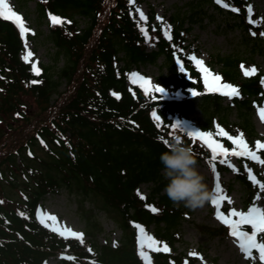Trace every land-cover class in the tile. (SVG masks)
I'll return each mask as SVG.
<instances>
[{
	"label": "trees",
	"instance_id": "1",
	"mask_svg": "<svg viewBox=\"0 0 264 264\" xmlns=\"http://www.w3.org/2000/svg\"><path fill=\"white\" fill-rule=\"evenodd\" d=\"M224 1L231 8L213 0H187L186 8L174 10L168 25L161 27L153 23V9L148 20H135L134 2L129 0H35L39 20L50 18L49 12L62 18L58 23L50 18L46 39L54 56L52 63H39V71L20 59L22 37L11 21L0 17V177L15 176L17 171L27 181L32 179V184L23 183L17 199L0 186V264H46L56 255H60L59 264H146L139 255L136 223L146 231L153 226L156 240L166 242L171 249L164 252L161 243V250L155 251L145 244L150 264H197L196 256L178 251L176 245L182 241L187 208L175 204L164 191L167 181L159 157L167 145L159 137L171 142L180 134L197 161L208 160V152L198 140L189 138L180 126L171 127L177 124L173 119L178 103L198 104L207 118L204 129L217 117L230 131V108L223 106L221 95L205 88L200 71L185 52L183 34L196 20L207 17L216 21L222 16L224 27L238 30L239 40L251 54L264 55L263 28L246 19L247 1ZM145 26L148 38L141 31ZM160 57V65L167 71L160 80L164 91L157 93L150 86L146 92L142 84L129 82L132 68L155 64ZM216 60L222 79L235 82L240 90V96L233 97L240 119L237 131L253 132L252 103L264 97V74L243 76L240 66L244 59L238 55H217ZM62 83L64 88L60 89ZM29 97L37 106L33 114L24 112L33 104ZM154 111L159 121L152 115ZM211 132L225 147H232L216 128ZM36 143L50 157L45 171L23 158L17 162L23 150ZM258 154L264 159V150ZM238 169L236 179L250 200L255 187L242 164ZM8 183L15 186L10 180ZM141 183H150L146 195L137 190ZM61 187L76 189L84 198H99L100 207L121 229L119 244L97 243L92 229L96 222L88 221L83 243L79 237L62 236L40 225L37 203ZM148 204L160 211L152 212ZM206 232L221 235L227 230L220 226Z\"/></svg>",
	"mask_w": 264,
	"mask_h": 264
},
{
	"label": "rangeland",
	"instance_id": "2",
	"mask_svg": "<svg viewBox=\"0 0 264 264\" xmlns=\"http://www.w3.org/2000/svg\"><path fill=\"white\" fill-rule=\"evenodd\" d=\"M186 1L187 0H136L134 18L135 20H142L137 9L142 10L146 16H148L149 11L153 9V23L165 27L168 24V17L170 14L179 8L182 10ZM247 1L248 5L252 6V11H248V13L252 15V20H256L264 28V0ZM8 3L13 6L15 11L21 13L26 27H30L33 30L22 37L24 43L19 53L20 58L25 63L32 66H37L39 63H52L54 48L51 42L46 39V35L49 31L50 19L45 18L42 21L38 19L35 10V0H8ZM157 17H163L164 19L159 20ZM224 23L225 20L222 16H217L216 21H208L207 17L194 21L190 29L184 32V36L186 37L185 44L187 45L185 51L188 53L189 57L191 58V56L195 55L197 59L202 60L203 67L210 69V75L212 73H217L221 76V65L220 62L216 60L217 55L222 57L227 55H238L241 59H244L242 64L245 68L250 69L252 66H255L257 69L256 72L260 71L264 74V55L259 52L251 54L248 50L249 48L239 40L238 30H230L228 27H224ZM79 24L80 26L85 24L84 19L81 17ZM25 44H27V48ZM29 49L32 51L33 56L25 60L24 56ZM192 61L201 70V65H197L194 60ZM161 62L162 58L160 57L155 64H142L137 68H133L131 73L137 72L141 76L147 77L151 82L149 85H160V80L167 76L166 68L160 65ZM61 63L62 61L59 62V64ZM241 70L244 73L242 68ZM128 79L130 82L134 83L130 75ZM137 82L143 81L137 78ZM59 88L63 89L64 83H62ZM27 99L33 102V104L31 106H26L24 112L27 114V112L32 111L31 114H33L37 111L36 103L30 97ZM222 104L230 108L227 114V120L232 127L231 131H235L236 124L240 123V119L237 115L238 108L234 106L229 96L223 97ZM255 104L256 103L252 104L253 110L251 111V121L254 127L253 132L249 130L240 132L243 133L246 141H249V138L253 136L254 144L257 140L263 141L264 138V120L260 118L258 111L260 107H264V97L260 104ZM174 121L187 133L188 130L195 128L203 130L202 126L206 124L207 118L198 104L185 106L178 103L174 109ZM213 126H216V124L213 123ZM21 158H23L25 163L41 171H45L47 168L45 162H50V157L38 143L34 144L30 150L24 149L22 156L17 158V162H19ZM240 158L243 159L241 161L247 169L251 168L252 171L254 170L260 176V178H256V182L252 180L257 189L249 202L247 199V192H244L242 185L236 181L235 170H233L230 163H221L219 158L215 161H211L215 163L216 172L219 173V176H216L212 172L211 162L209 164L198 162V167L204 175L212 195H226L231 198L230 202H221V208L226 210V215H230L229 210L232 207H235L238 211H247L249 206L253 203L264 208V195H262L264 194V188H261L259 183L264 182V164H260L258 161L248 156L236 157L231 153L228 156V160L235 164L236 167L238 166ZM15 173V176L12 177L8 174H6L5 177L3 176V178L0 177V186L5 194L17 199L21 198L23 183L32 184V179L30 177L27 181L24 174L17 171ZM9 180L12 181L15 186L10 185L8 183ZM217 181H219L221 185V193L213 192V188ZM149 188L150 183H142L138 190L140 193L146 194ZM212 195L201 207L192 209L185 206L187 208V214L181 227L182 241L176 244L178 251L200 253V256H196L197 264H256L258 262V257L256 256L258 252L254 250L252 258L245 257L240 249L237 237L233 235H211L209 232H206L208 228H215L223 224L215 215L216 206L211 203ZM181 203L184 205L183 202ZM100 205L101 200L95 196L84 198L76 189L70 190L69 188L61 187L53 192L45 194L38 202V220L40 224L47 226V224L51 223L48 217V213H51L57 216L56 227L61 230L59 233L63 232L65 227H67L71 228L73 231L83 232L84 234L87 230L88 221L96 222L95 227L92 229H94L93 231L97 243L117 245L121 239V229L111 217L110 213L101 208ZM40 217L45 218L44 223H41ZM203 227L206 230L203 229ZM150 230H154L153 226L150 227ZM64 234L68 233L64 232ZM148 234L152 236V231L150 233L148 232ZM201 256L203 259L200 258ZM46 264H59V255L50 257Z\"/></svg>",
	"mask_w": 264,
	"mask_h": 264
},
{
	"label": "snow or ice",
	"instance_id": "3",
	"mask_svg": "<svg viewBox=\"0 0 264 264\" xmlns=\"http://www.w3.org/2000/svg\"><path fill=\"white\" fill-rule=\"evenodd\" d=\"M134 0H129V3H133ZM217 4H223L224 0H216ZM230 6V5H226ZM248 11H252V6H247ZM139 11V16L142 18V20H148V17L145 15V13L142 10L137 9ZM234 11L239 12L240 8H235ZM49 17L51 18L53 23L62 22V18L56 15H53L51 12L48 13ZM0 17L6 18L9 21H14L16 25L19 27V32L21 37H24L26 33L33 31L30 27H26L24 18L22 17L21 13L18 11H15L13 9V6L8 3V0H0ZM159 20H163V17H157ZM251 19V18H250ZM251 23L255 24L257 23L256 20H251ZM170 27V26H168ZM141 31L144 33L145 38H148V29L147 26L142 27ZM255 34V33H253ZM165 35H169L167 31H165ZM260 35H264V32L260 33ZM25 47L27 48V44H25ZM33 56L32 51L29 49L27 51V54L24 56L25 60H28L29 57ZM191 59L196 62L197 65H201V71L204 73V84L209 91L214 92H222L225 93V95L230 97H235L240 95V90L237 86L231 84L222 82V78L217 73H210V69L207 67H203V61L200 59H197L195 55L191 56ZM179 60V58H178ZM241 68L244 70L245 75H251L257 71L255 66H252L250 69L245 68L243 64H241ZM33 70L39 71V68H37L35 65L33 66ZM130 77L133 79V82H137V78H139L140 81H143V84L141 85L144 87V90L147 92L148 85L151 84L150 80L147 77L141 76L137 72H132L129 74ZM261 83H264V78L261 79ZM152 89L159 93L164 91V89L159 85H151ZM225 90H228L225 92ZM193 94H195V89L192 90ZM113 95L119 97L118 92H113ZM260 118L264 120V107H260L258 109ZM152 115L159 121V115L157 112H153ZM134 123V122H133ZM157 127H160V124H157ZM171 127L173 129L178 128V124H172ZM216 129L219 132L221 136L228 137L229 140L232 141V143L235 145V147H225L223 143H221L217 139H213L214 133L211 131H201L199 128L190 129L187 131V136L192 137L193 140L195 138L199 137V140L204 142L209 149H211V156L209 159L211 161H215L217 158L220 159L221 163L228 162L230 163L231 167L235 171H239V169L236 167L235 164L231 163L228 160L229 153L233 154L236 157H242V156H248L253 160L258 161L260 164H264V159L261 158V154H258L257 151L253 150L249 147L248 142L244 139L243 133H240L238 135H230L228 131H225L219 124L216 125ZM183 131V129H181ZM160 140L163 141L164 144L168 145V141L165 140L163 137H159ZM43 142V141H42ZM255 149L257 150H264V142L257 140L255 142ZM212 172L219 176V173L216 172V165L215 163H212L211 165ZM249 178L256 182V177L252 174V169L248 168ZM260 187L264 188V182H259ZM214 193H221L222 188L219 183V181L216 182L214 188ZM264 195V194H262ZM222 201H231V198L226 195H213L211 198V203L216 206L215 209V215L218 217L221 221H223L224 224L229 225V230L231 234L234 237L238 238V242L240 245V249L243 252V255L248 258L253 257V251L255 250L258 252L259 260L261 262H264V208H261L258 206V204L253 203L249 206L247 211H238L235 207H232L230 211V215H226L224 211L221 210V202ZM148 208L151 209L152 212H158L160 211L159 208L152 204L147 205ZM25 213H21V215H24ZM39 216V212L37 213ZM48 217L51 220V223L47 224V227L54 228L56 231H60L59 228L56 227L57 224V216L51 213H48ZM41 223L45 222L44 217H40ZM135 223V222H133ZM250 225L251 230H245L246 226ZM136 228L139 230V234L137 236V243L139 248V255L146 261V264H150V257L148 253L144 251V246L146 243V246L149 249L155 248V251H160V245L162 243V250L164 252H170L171 249L169 248V245L166 242H161L156 240L154 236L149 235L142 224L136 223ZM64 232L69 233L73 237H79L81 238V243H83V232L79 231H73L71 228L65 227L64 231L61 232V235H64ZM89 251H92L91 248H89ZM63 255V253L61 254ZM190 256H200V253L198 252H190ZM203 259V257H200ZM72 259H75V257H72ZM185 264H188L187 261H185Z\"/></svg>",
	"mask_w": 264,
	"mask_h": 264
},
{
	"label": "clouds",
	"instance_id": "4",
	"mask_svg": "<svg viewBox=\"0 0 264 264\" xmlns=\"http://www.w3.org/2000/svg\"><path fill=\"white\" fill-rule=\"evenodd\" d=\"M162 175L166 179L164 191L175 204L195 209L203 206L212 193L198 167L193 149L182 142L180 134L168 143L159 157Z\"/></svg>",
	"mask_w": 264,
	"mask_h": 264
}]
</instances>
